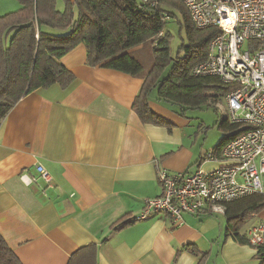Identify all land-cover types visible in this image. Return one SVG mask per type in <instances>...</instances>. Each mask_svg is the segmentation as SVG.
I'll return each instance as SVG.
<instances>
[{"label":"crops","instance_id":"obj_1","mask_svg":"<svg viewBox=\"0 0 264 264\" xmlns=\"http://www.w3.org/2000/svg\"><path fill=\"white\" fill-rule=\"evenodd\" d=\"M17 9L14 0H0V16ZM60 61L74 74L72 84L29 93L0 126V235L22 263L68 264L96 243L99 264H197L202 255L205 264H260L254 247L226 235L224 211L185 214L179 225L153 215L110 232L121 218L135 220L145 199L161 195L160 168L194 172L218 162L205 159L213 149L201 142L195 121L157 89L150 108L171 127L142 123L133 109L142 77L90 66L84 43ZM38 164L51 173L52 186L30 183ZM253 217L248 231L264 210Z\"/></svg>","mask_w":264,"mask_h":264},{"label":"trees","instance_id":"obj_2","mask_svg":"<svg viewBox=\"0 0 264 264\" xmlns=\"http://www.w3.org/2000/svg\"><path fill=\"white\" fill-rule=\"evenodd\" d=\"M20 8L0 16V126L10 110L29 93L59 84L68 88L75 77L61 58L84 43L87 63L101 65L144 79L133 109L144 124H171L149 105L152 92L181 109H203L218 105L232 90L215 77L195 76L194 65L203 61L211 40L219 33L216 27L197 29L182 0H17ZM157 5L152 6L151 2ZM178 12L182 20H179ZM169 15L179 20L186 39L180 53L172 56L171 35L165 32ZM170 19V20H171ZM162 34V35H161ZM151 42L154 62L148 70L131 50ZM169 72L165 75L167 69ZM184 111L182 110V113ZM219 127L225 134L212 154L219 155L225 144L238 135L237 125L226 117ZM264 210V194L247 196L224 205L226 235L240 244H249L242 229L253 215ZM137 220L119 219L110 232L120 231ZM107 238L104 239L106 241ZM194 245H188L194 253ZM251 246V245H250ZM256 259L264 264V244L254 247ZM98 245L80 248L68 264H99ZM202 255L197 264H205ZM0 264H23L0 235Z\"/></svg>","mask_w":264,"mask_h":264},{"label":"built area","instance_id":"obj_3","mask_svg":"<svg viewBox=\"0 0 264 264\" xmlns=\"http://www.w3.org/2000/svg\"><path fill=\"white\" fill-rule=\"evenodd\" d=\"M182 2L197 29L220 30L211 40L205 59L191 72L218 78L232 87L224 97L225 117L238 126V135L225 144L219 155L206 156V160L218 162L211 170H158L162 193L144 200L137 220L163 215L173 225L181 224L185 214L202 217L224 211L226 203L264 194V0ZM170 19L166 15L165 20ZM36 170L38 176L30 183L42 179L47 187L52 186L48 169L38 164ZM247 238L252 247L264 244V219L249 230Z\"/></svg>","mask_w":264,"mask_h":264},{"label":"rangeland","instance_id":"obj_4","mask_svg":"<svg viewBox=\"0 0 264 264\" xmlns=\"http://www.w3.org/2000/svg\"><path fill=\"white\" fill-rule=\"evenodd\" d=\"M18 8L20 5L17 0H14ZM137 2H142L143 0H136ZM179 20H182L181 15L178 12H175ZM176 18L169 20L165 27V32L171 35V50L173 58H176L178 54L183 55V52H180L182 40L186 39V34L184 29L181 28L180 22ZM154 44L151 42L146 43L144 46H138L131 50V53L136 56L144 65L146 70L151 68L154 62L153 55ZM169 72L167 69L165 75ZM219 109V110H218ZM186 116L190 117L195 121L196 132L199 133L201 142L205 143L208 148L214 149L222 140L225 134L231 135L233 131L227 132L219 127V122L222 121L227 113V103L225 99H222L218 105L205 107L203 109H182ZM221 216V215H219ZM221 218H224L221 216ZM254 218V217H253ZM252 218V219H253ZM251 221V220H250ZM244 226L242 231L248 235L249 223Z\"/></svg>","mask_w":264,"mask_h":264}]
</instances>
